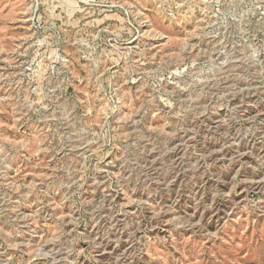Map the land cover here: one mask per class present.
Segmentation results:
<instances>
[{
    "label": "rangeland",
    "instance_id": "obj_1",
    "mask_svg": "<svg viewBox=\"0 0 264 264\" xmlns=\"http://www.w3.org/2000/svg\"><path fill=\"white\" fill-rule=\"evenodd\" d=\"M0 264H264V0H0Z\"/></svg>",
    "mask_w": 264,
    "mask_h": 264
}]
</instances>
